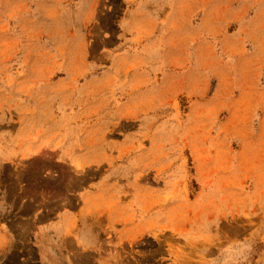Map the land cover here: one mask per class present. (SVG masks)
I'll use <instances>...</instances> for the list:
<instances>
[{
  "label": "rangeland",
  "instance_id": "obj_1",
  "mask_svg": "<svg viewBox=\"0 0 264 264\" xmlns=\"http://www.w3.org/2000/svg\"><path fill=\"white\" fill-rule=\"evenodd\" d=\"M0 264H264V0H0Z\"/></svg>",
  "mask_w": 264,
  "mask_h": 264
},
{
  "label": "crops",
  "instance_id": "obj_2",
  "mask_svg": "<svg viewBox=\"0 0 264 264\" xmlns=\"http://www.w3.org/2000/svg\"><path fill=\"white\" fill-rule=\"evenodd\" d=\"M55 225L57 226V218L55 220ZM113 239H116V238H113ZM102 259V257H100Z\"/></svg>",
  "mask_w": 264,
  "mask_h": 264
}]
</instances>
